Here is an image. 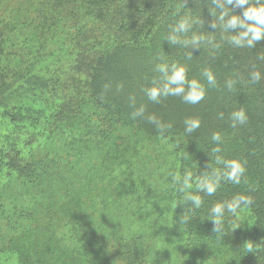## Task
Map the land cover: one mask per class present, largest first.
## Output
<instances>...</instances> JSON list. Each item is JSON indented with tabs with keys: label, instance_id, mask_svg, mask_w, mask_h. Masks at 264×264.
Instances as JSON below:
<instances>
[{
	"label": "trees",
	"instance_id": "trees-1",
	"mask_svg": "<svg viewBox=\"0 0 264 264\" xmlns=\"http://www.w3.org/2000/svg\"><path fill=\"white\" fill-rule=\"evenodd\" d=\"M262 4L0 0V264H264V39L238 47L244 29L228 26ZM179 67L184 92L149 99ZM217 158L245 173L208 195ZM240 195L252 204L225 208L218 239L211 209Z\"/></svg>",
	"mask_w": 264,
	"mask_h": 264
},
{
	"label": "clouds",
	"instance_id": "clouds-1",
	"mask_svg": "<svg viewBox=\"0 0 264 264\" xmlns=\"http://www.w3.org/2000/svg\"><path fill=\"white\" fill-rule=\"evenodd\" d=\"M233 0H228V3H232ZM235 4L237 7L244 8L245 5L248 4V0H235ZM186 20L181 21L178 26L176 27V30H181L185 28ZM228 26L230 28H243L244 31L242 33H239L238 36H234L232 38V42L236 44L238 47L245 46L248 47H254L256 42L261 41L264 39V4L258 6V7H247L243 11V15L241 16H233L228 21ZM261 59H264V57H261ZM161 72H167L166 68L161 66L160 67ZM205 76L207 77V80L209 84H214L215 80L211 73L205 72ZM252 81L257 82L260 80V73L254 72L252 73ZM185 84V69L183 67L174 68L171 75H166V83L163 85L162 88H152L147 91V95L149 99H151L154 102H158V99L161 95H179L184 92L183 85ZM190 87L193 89L192 93L190 95H186L184 99L188 103H198L199 100L203 98L204 92L201 88V86L196 82L192 81L190 84ZM229 87H231V83L229 84ZM199 89V91H196ZM143 114V108L139 109L137 112L134 113L135 116H140ZM153 119L154 118H150ZM232 119L234 121L233 126H235V123L239 124H245L247 122V116L243 109L233 112L232 113ZM186 129L185 131L188 133H192L199 127L198 121H186ZM220 135L214 134L212 136V140L215 142L220 141ZM216 151H219L217 148ZM218 163H222L227 169V171H224L223 173L219 172L218 170H213L212 176L206 180H204L201 184L198 185V190L205 191L208 195H211L214 193L216 186L219 184V181L221 178H226L227 180L239 184L241 183V178L244 176L245 173V167L244 164L237 160H231V161H223L217 158ZM191 180V175L186 174L184 176V179L182 181L184 188H191V184L189 181ZM188 200H191L193 202V205L195 208H199L201 205V198L199 196L195 195H189L187 197ZM252 204V200L250 197L240 195L234 198L233 201L227 203L226 205L223 204H216L211 209L212 214L214 217H216L214 220V229L213 231L216 233V237L219 239L223 233H221V218L224 216L225 208L228 212L235 214L237 209L241 206L247 207ZM249 252H251V249H249Z\"/></svg>",
	"mask_w": 264,
	"mask_h": 264
},
{
	"label": "rangeland",
	"instance_id": "rangeland-1",
	"mask_svg": "<svg viewBox=\"0 0 264 264\" xmlns=\"http://www.w3.org/2000/svg\"><path fill=\"white\" fill-rule=\"evenodd\" d=\"M162 148L166 149L167 151H170V146H166L163 141H159L158 144L153 145L150 150L151 151H157V153H160L161 154L162 153ZM150 156H152V154H150ZM153 168H154V164L151 162L149 164V168H148L149 172ZM166 168H167L166 164H161L160 163V171L158 172L157 175L154 176V178H152V182L153 183L156 181L155 182V186H157V188H159V183L162 180H164L163 178H165V176H166V173H167L166 172ZM144 172H145V169L143 168V170L141 172V175L144 174ZM108 220H109V218L106 219V223L110 227L112 225V223H110ZM115 223H120V222L119 221H116ZM161 249H164V250L169 251V249H171V248L168 245H166V246H163V247L161 246L160 247V250ZM160 260L162 262H166V252L165 251L164 252L163 251L160 252Z\"/></svg>",
	"mask_w": 264,
	"mask_h": 264
}]
</instances>
